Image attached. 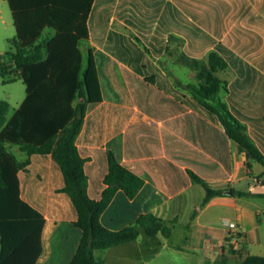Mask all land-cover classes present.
Here are the masks:
<instances>
[{
    "label": "crops",
    "instance_id": "1",
    "mask_svg": "<svg viewBox=\"0 0 264 264\" xmlns=\"http://www.w3.org/2000/svg\"><path fill=\"white\" fill-rule=\"evenodd\" d=\"M87 27L84 45L93 50L103 102L89 105L86 116L105 106L110 124H99L79 145L88 153L85 170L90 180L104 173L103 150L144 181L134 199L119 191L101 222L118 231L145 214L176 221L169 238L149 237L141 230L136 241L97 250L102 252L97 258L95 251V257L105 264H229L237 258L241 264L248 255L264 256V165L219 137V118L174 82L190 83L192 72L166 54L176 47L174 36L183 40L182 52L192 59L216 52L227 62L232 77L224 101L264 155V0H94ZM30 160L28 170L20 172L24 193L44 210L46 228L50 221L55 228L61 222L73 226L58 259L70 264L82 232L51 175L40 189L28 186L30 173L41 182ZM195 178L222 195L204 205L206 189ZM52 193L56 202L48 200ZM51 207L55 213L49 214ZM46 228L41 264L50 260ZM207 232L217 241L207 245L212 241L205 240L211 252L206 254L200 243Z\"/></svg>",
    "mask_w": 264,
    "mask_h": 264
},
{
    "label": "trees",
    "instance_id": "2",
    "mask_svg": "<svg viewBox=\"0 0 264 264\" xmlns=\"http://www.w3.org/2000/svg\"><path fill=\"white\" fill-rule=\"evenodd\" d=\"M93 1L7 0L17 37L11 42L15 49L9 54L12 65H4L0 56V75L22 78L26 98L10 120L6 117L9 104L0 100V264H41L43 258L45 212L33 203V197L24 195L20 179L30 159L37 164L42 185L49 175L54 184H60L59 194L68 204L75 227L82 232L70 264H105L95 257V251L134 242L141 230L149 237L160 234L169 238L175 227L176 221L167 222L152 214L141 215L135 225L118 231L101 222L119 191L134 199L144 181L121 165L112 152L103 150L99 155L104 159V173L90 180L85 170L88 153L79 145L97 132L99 124H110L103 114L105 106L101 113L86 116L89 105L103 102L92 49H88L89 64L81 75L79 45L89 40L87 20ZM46 30L54 31V36L42 40ZM171 41L176 47L167 50L168 58L192 72L190 83L174 79L176 86L219 118L223 131L216 132L225 143H237L250 160L264 165V155L246 126L224 101L232 77L227 62L216 52L192 59L182 52V39L172 36ZM8 146H17L29 160L19 162ZM195 182L206 189L204 205L223 193L197 178ZM233 195L249 194L233 191ZM241 264H264V256L248 255Z\"/></svg>",
    "mask_w": 264,
    "mask_h": 264
},
{
    "label": "rangeland",
    "instance_id": "3",
    "mask_svg": "<svg viewBox=\"0 0 264 264\" xmlns=\"http://www.w3.org/2000/svg\"><path fill=\"white\" fill-rule=\"evenodd\" d=\"M52 32L54 31L46 30L42 40L53 37L54 33ZM16 37H17V33L14 26V21L9 4L7 0H0V56H2L1 61L6 66L12 65L9 54L15 51L14 47L11 45V42L12 40L16 39ZM79 48L82 53L81 75H83L84 71L86 70L89 64V51L88 48L84 45V43H80ZM25 98H26V86L22 78L15 77L13 75H9L6 78H3L0 75V100L6 101L9 104L7 120H9L15 114V112L19 109ZM10 150L12 154L16 157V159L17 158L20 159V162H26V160H28V156L25 153L20 152L17 147L12 146L10 147ZM28 168L29 166L25 167V170H28ZM26 175L27 174H24V176ZM35 175L36 174H31V173L28 174L27 176H29L30 178L29 177L26 178V181H28L27 183L29 187L31 186L32 188L40 189L41 182L37 180V177ZM54 196L55 194L52 193V195L48 197V200L50 202L52 200L56 202V196L55 197ZM50 209L51 210L49 214L52 212L55 213V210L52 207ZM49 214L48 217L50 218ZM72 231H73V226L68 223L61 222L58 228L54 227L52 221L48 223L45 232V244L49 255L48 257L50 259L49 264H59L58 259L60 258V254L61 252H63L65 247L67 248V244H68V242L63 241V238L66 235L67 237L72 238L73 236ZM78 232L80 231L78 230ZM202 236L203 238H201L202 241L200 245L205 247L207 254V252L210 251L206 248L207 246L204 243L205 240L210 239L212 241L210 244L206 243L207 245H215L217 240L215 239L213 232H207ZM67 250L68 252H72L73 249L70 246H68ZM100 252L102 251H97V258H100L99 255ZM221 261L222 258L220 257L218 263H220ZM166 263L168 264V262ZM239 263H240V258L229 261V264H239Z\"/></svg>",
    "mask_w": 264,
    "mask_h": 264
},
{
    "label": "built area",
    "instance_id": "4",
    "mask_svg": "<svg viewBox=\"0 0 264 264\" xmlns=\"http://www.w3.org/2000/svg\"><path fill=\"white\" fill-rule=\"evenodd\" d=\"M228 226L231 230H237V224L235 222H229ZM234 236L237 238L238 234L234 231Z\"/></svg>",
    "mask_w": 264,
    "mask_h": 264
},
{
    "label": "water",
    "instance_id": "5",
    "mask_svg": "<svg viewBox=\"0 0 264 264\" xmlns=\"http://www.w3.org/2000/svg\"><path fill=\"white\" fill-rule=\"evenodd\" d=\"M228 194H229V195H232V192H231V191H229V192H228Z\"/></svg>",
    "mask_w": 264,
    "mask_h": 264
}]
</instances>
